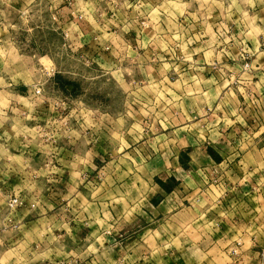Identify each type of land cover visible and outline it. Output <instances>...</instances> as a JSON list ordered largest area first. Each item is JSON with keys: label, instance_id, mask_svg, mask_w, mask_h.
I'll return each mask as SVG.
<instances>
[{"label": "rangeland", "instance_id": "374dc122", "mask_svg": "<svg viewBox=\"0 0 264 264\" xmlns=\"http://www.w3.org/2000/svg\"><path fill=\"white\" fill-rule=\"evenodd\" d=\"M27 1L29 5L24 9L18 10L15 8L18 6L11 4V9L0 15V90L4 91L0 92V108L9 107L11 110L7 111V119L0 121L3 126L0 127L3 130L11 127L9 130L15 133L23 131L24 136H29L25 139H32L34 148H39L37 152L34 151L31 159L37 165H42L53 160L55 153L53 145L46 138L57 127L58 121L54 123L56 113L61 117L69 113L71 116L77 115V126L80 124L82 127L84 122L79 116L87 114L92 117V129L96 133L93 140L98 132L106 134L108 129L111 144L109 156H112L109 161L119 157L124 168L100 169L95 165L94 169H77L68 189L63 184L58 185L66 195L57 207L63 208L73 199L66 206L71 208L72 215L47 218L43 225L39 222L30 224L19 239L14 237L25 244L13 251L12 257L15 258L8 264H264V170L263 173L250 171L249 174L236 170L235 176L226 174L222 177L213 172L210 178L212 188L204 192L200 190L198 194L202 193V196L198 200L187 201L183 199L184 194L177 196L173 203L168 199L164 201L171 187H175L173 180L165 181V184L153 178L152 183L164 193L160 194L162 196H158L160 192L155 195L162 200V207H155L159 201L157 198L149 199L153 190L143 184L150 181V174L144 169H138L136 175L143 181L141 192L145 193L142 200L133 206L130 201L136 194L128 188L124 191L125 201L117 195L118 180L135 172L127 163L132 155L126 153L128 149L119 153L121 150L116 145L117 141H123L126 134L134 135L140 131V127L144 129L145 124H149L147 117L150 112H166L165 106L157 104L154 108L148 103L149 100L164 101L167 94L163 89L139 82L149 81L148 77L151 76L153 82L165 84L167 75L164 69L157 71V78L152 77V71H137L133 68L135 63L133 57L129 56L131 53L127 54L128 47L123 46L122 66L107 69L103 65L110 62L106 56L107 51L92 42L86 44L76 41L68 25L59 27L51 0ZM170 11L178 14V11ZM164 44L168 46L169 43H158L157 48H162ZM129 49L132 47L129 46ZM213 74L220 80L226 78L224 71H213ZM195 75L192 73V76ZM1 84H12L14 87H7L6 90ZM34 84H44L43 93L38 98L27 101L14 96L13 92L21 91L18 90L19 86ZM20 103L23 104L22 109ZM88 125L90 121H87ZM79 129L83 128L78 126ZM93 152L94 160H100L103 149L98 142L96 146L94 143ZM209 152L217 161L214 151ZM180 156L184 159L183 154ZM11 158L14 162L18 160ZM241 161L244 164L255 162L259 169L263 166L257 154H248ZM33 172H36L39 184L36 183L32 189H29L30 185H25L23 195L34 196L37 191L40 195H48L51 200L54 198L57 204L53 187L44 181L47 172L53 174L55 170L41 168ZM188 188H192V184L184 186V190ZM138 190L140 192V188ZM73 191L76 197L69 198V194L74 195ZM2 192L4 190L0 187ZM22 202L23 206L12 212L3 208L4 217H7L5 223H11V216L25 207V202ZM88 203L95 205L89 206L87 211ZM28 206L26 208L31 209ZM122 211L124 217L120 215ZM136 211L139 214L141 211L142 217L137 216ZM85 212H88V218ZM68 222L72 228L68 236L71 239L69 244L62 237L57 239L55 245L46 248L44 234L46 237L48 235L47 241L52 243L53 229L55 232L68 233ZM13 233L16 234L15 231ZM4 236L2 234L0 239L3 240ZM215 241H232L234 247H212L211 243ZM58 242L66 248L57 245ZM33 243L39 244L41 248H33L36 247ZM30 244L33 247L28 250ZM28 253L32 254L28 256V260H31L29 263L25 259ZM10 256L0 248V264H7Z\"/></svg>", "mask_w": 264, "mask_h": 264}, {"label": "crops", "instance_id": "0c3cea01", "mask_svg": "<svg viewBox=\"0 0 264 264\" xmlns=\"http://www.w3.org/2000/svg\"><path fill=\"white\" fill-rule=\"evenodd\" d=\"M99 1L51 0L50 2L55 10L54 15L60 24L59 27L64 28V25H68L76 41L86 44L92 42L101 50L107 51L106 56L110 62L103 64L107 69L110 70L116 65L122 66L124 50L121 46H123L128 47L127 54L131 53L129 56L133 57L134 69L139 72L152 71V77L156 78L157 71L164 69L168 77L163 74L164 78L166 77L165 84L153 82L151 76L148 77L149 81L139 82L163 89L167 94L164 101L149 100L148 103L154 108L157 104L163 105L166 107V112L162 114L150 112L147 117L149 124H145L144 129L140 127V131L134 135L126 134L123 141H117L116 145L121 150L119 153L128 149L126 153L132 155L127 163L135 171L118 180L117 195L125 201L124 191L128 188L136 194L132 201L128 200L133 206L142 200L145 193L141 192L142 180L136 175L138 169H144L150 174V181L147 184L142 181L144 185L150 187L149 190H153L150 200L156 199L159 192L158 196L164 194L155 183H152L153 178L165 184V181L173 180L175 187H171V191L164 197V201L168 199L171 203L176 201L177 196L184 194L183 199L187 201L198 200L202 196V193L198 194L200 190L204 192L212 188L210 178L213 172L220 177L226 174L235 176L236 170H242L243 174H249L250 171L263 173L264 0ZM11 4L22 10L29 5V2L0 0V15L11 9L9 7ZM170 9L178 11V14L171 12ZM142 21L145 23L144 28L140 26ZM102 40L104 42H101ZM165 41L169 43L168 46L164 44L162 48H157L158 43ZM129 46L132 49H129ZM240 47H245L250 55L247 72L241 70L236 59ZM114 54L116 56H113ZM218 70L225 72L224 80L214 76L213 71ZM192 73L196 75L192 76ZM186 74L191 76L187 77ZM191 77L193 79H190ZM1 85L6 90L7 87L12 86V84ZM19 87L18 90L21 91L13 92L14 96L30 100L31 85ZM0 92L4 91L0 90ZM22 106L23 104L21 109ZM8 110L11 111L9 107L0 108V121L7 119ZM79 117L82 123L84 122L83 127L78 125L83 128L82 130H78L77 115L71 116L69 113L57 122L53 139L55 150L53 160L41 163L42 165L39 163L37 165L31 159L34 151L37 152L39 148H34L32 139H25L29 136H24L23 131L15 133L14 130H9L11 127L5 129L6 123L4 124L6 131L0 127V153L3 155L0 158V187L4 190L0 193V236L5 234L3 240L0 239V248L5 250V254H11L7 264L12 263L15 258L12 257L13 251L25 244L18 242L14 237L19 239L30 224L39 222L43 225L47 218L72 215L71 208L66 206L73 199H70L65 207H57L62 201L61 198L66 195L58 185L63 184L68 189L72 184V175L77 169H94L95 165L100 169L124 168L120 164L119 157L109 161L112 156H109L111 144L108 129L106 134L98 132L96 139L93 140V135L96 133L92 129V117L87 114ZM87 121H90L88 126ZM63 124L67 126L66 131L63 130ZM97 142L102 146V156L105 155L101 156L100 160L93 158V146L94 143L96 146ZM208 149L214 151L217 161L207 154ZM119 153L117 152L118 156ZM181 154L184 155V159L181 158ZM248 154L259 156L262 169H259L255 162L242 163V158ZM11 157L18 160L11 161L13 159ZM41 168L55 170L53 174L47 172L44 181L53 187V196L58 199L57 204L54 198L51 200L48 195H40L37 191L34 196L23 195L25 185H30L29 189H32L36 183L39 184L38 176L33 171ZM191 184L192 188L184 190L185 185ZM73 193L74 195L69 194L68 197L75 198L76 193L74 191ZM11 197H20L25 202V207L11 216V223H5L7 217H4L3 208ZM156 200L159 202L155 207H162V200L160 198ZM30 204L33 208L28 210L26 206ZM93 205L95 203H88L87 211L89 206ZM123 211L120 215L124 217ZM87 213L85 212V216L88 218ZM135 214L142 217L141 211L140 214L137 211ZM69 222L68 233L55 232L53 229L52 243L47 241L48 235L46 237V233L44 234L46 248L55 245L57 239L62 237L67 243L71 241L68 237L72 230ZM43 229L45 231L46 228L43 226ZM14 231L16 234L13 233ZM232 243V241L226 243L215 241L211 244L215 248L217 246L231 248L234 247ZM33 244L29 245L28 250ZM57 245L66 248L61 242ZM34 246L35 249L41 248L39 244ZM29 255L32 254H26L25 259L28 260ZM29 261L31 260L27 263Z\"/></svg>", "mask_w": 264, "mask_h": 264}, {"label": "built area", "instance_id": "2783aa9c", "mask_svg": "<svg viewBox=\"0 0 264 264\" xmlns=\"http://www.w3.org/2000/svg\"><path fill=\"white\" fill-rule=\"evenodd\" d=\"M140 26H142L143 28L145 27V23L142 21L140 23ZM249 57L250 55L248 54L247 50L245 47H240L238 49L237 55H236V59L240 64V68L243 72H247L249 70ZM43 85L44 84H34L31 85V89H30V97L31 98H38L39 96L42 95L43 93ZM56 119V120H55ZM61 119V115L56 113V117L54 118V123L56 121H60ZM39 129V127H38ZM67 126L65 124H63V130L66 131ZM39 131V130H37ZM42 132H44V130L42 129ZM56 133V127H54L53 132H49V137L46 139L50 140V144L53 145V139H54V134ZM42 134V133H41ZM47 137V134H45ZM43 135V136H45ZM23 206V202L20 198H15V197H11L7 200L6 202V209L8 212H12L16 209H18L19 207ZM30 208H33V205L30 204L29 205Z\"/></svg>", "mask_w": 264, "mask_h": 264}, {"label": "trees", "instance_id": "16d2710c", "mask_svg": "<svg viewBox=\"0 0 264 264\" xmlns=\"http://www.w3.org/2000/svg\"><path fill=\"white\" fill-rule=\"evenodd\" d=\"M207 154L211 157V154H210L209 150H207Z\"/></svg>", "mask_w": 264, "mask_h": 264}]
</instances>
